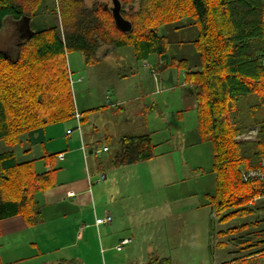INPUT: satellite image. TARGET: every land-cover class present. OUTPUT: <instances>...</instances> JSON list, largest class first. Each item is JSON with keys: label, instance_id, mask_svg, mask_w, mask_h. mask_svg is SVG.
<instances>
[{"label": "trees", "instance_id": "trees-1", "mask_svg": "<svg viewBox=\"0 0 264 264\" xmlns=\"http://www.w3.org/2000/svg\"><path fill=\"white\" fill-rule=\"evenodd\" d=\"M44 1L0 0V26L7 17L35 18ZM120 1L122 15L132 23L128 32L116 26L107 2L57 0L61 25L23 35L14 56L0 50V141L16 146L24 134L32 139L49 124L73 118L76 105L66 57L70 48L83 52L88 62H96L105 46H131L140 61L163 56L167 40L158 28L188 20L177 28L198 26L193 44L201 65L182 59L180 66L185 69V95L195 103L200 142L212 147L216 183L203 205L210 209L213 225L255 211L252 205L264 197V182H245L242 173L264 158V0ZM156 64L155 69H162V60ZM84 112L82 124L87 121ZM251 126L259 127L258 141L236 140ZM118 142L120 149L111 159L115 167L162 154L151 132L126 134ZM53 157L49 155L52 165ZM55 171L53 166L38 172L33 162H17L14 151L0 152V221L21 214L29 224L39 222L37 196L54 185ZM263 222L258 218L220 229L227 239L218 245L230 257L216 264H264ZM147 264L172 263L152 258Z\"/></svg>", "mask_w": 264, "mask_h": 264}, {"label": "rangeland", "instance_id": "rangeland-1", "mask_svg": "<svg viewBox=\"0 0 264 264\" xmlns=\"http://www.w3.org/2000/svg\"><path fill=\"white\" fill-rule=\"evenodd\" d=\"M100 1L107 2L110 7L113 4L112 0ZM186 23L188 20L158 28L159 35L167 40L168 50L163 56L152 54L149 59L140 61L135 58L131 46L102 47L96 62H88L87 56L77 49L70 48L66 55L76 109L79 112L85 110L84 116L87 117L82 131L101 150L105 146L110 148V151L102 152L101 159L106 161L116 155L120 136L126 135L132 126H135V132L150 131L153 142L159 144L157 151L162 154L152 158V162L143 161L122 172L129 180H139L143 192L150 188L142 197L144 202L155 199L161 203L166 196L172 195L176 198L195 196L202 205L206 194L215 189V177L211 170L214 161L212 147L207 142H196L193 136L198 124L195 103L185 95V69L180 66V61L187 59L194 67L201 65L200 52L193 44L199 36V28H177ZM58 24L61 25V16L57 0H45L36 13L33 27L39 30ZM15 34L12 26L0 32V47L16 41ZM15 54L13 44L10 55ZM159 60H162V69H155ZM92 108L96 110H90ZM48 126L63 131L69 128L73 132L72 137L80 134L74 116L66 122ZM247 136L249 139H245ZM258 139V126H251L236 137L243 142H256ZM132 189L136 196L141 192L138 183ZM257 205H264V199ZM246 206L250 207L249 204ZM252 208L255 211L258 209L256 206ZM255 211H247L227 223L214 225L210 209L205 206L189 209L180 215L174 214L167 217L165 223L159 221L149 229L155 232L151 245L153 254L158 252L160 255L161 247L166 245L173 264L218 263L230 257L226 247L218 245L227 239L218 231L263 216ZM166 213L161 208L160 214L164 216ZM144 235L146 231L141 236ZM144 238L141 241H146ZM140 248L142 253L144 245ZM145 260L140 257L135 263L144 264Z\"/></svg>", "mask_w": 264, "mask_h": 264}, {"label": "crops", "instance_id": "crops-1", "mask_svg": "<svg viewBox=\"0 0 264 264\" xmlns=\"http://www.w3.org/2000/svg\"><path fill=\"white\" fill-rule=\"evenodd\" d=\"M34 21L35 18L29 21L5 18L0 32L12 26L17 40L0 50L10 52L13 44L16 47L26 35L28 24L33 31L37 30L33 27ZM68 130L46 126L43 134L32 139L28 134L22 135L21 143L16 146L0 141V152L14 151L19 163L33 162L41 170L38 172L56 168L54 185L37 196L42 211L39 222L29 224L21 214L0 221L3 264H136L135 260L140 257L147 258L144 264L152 258L171 260L166 245L161 247L160 255L153 254L151 245L155 232L149 229L159 221L165 223V219L174 214L201 209L204 203L201 205L195 196L176 198L175 195L166 196L161 203L155 199L144 202L142 197L150 188L143 192L139 180H129L122 174L141 162L115 167L112 157L106 161L100 158L103 151H110V148L105 150L108 146L101 150L89 136L87 139L82 129L78 137H72L73 132L69 134ZM146 132L150 131L135 132L132 126L126 134ZM193 132L196 142L201 143L198 129ZM119 149L120 144L117 152ZM49 155H54L53 165ZM137 183L141 192L136 196L132 187ZM128 187L130 190H126ZM263 199L252 205L258 208V215L263 214L261 220L264 219V205L257 203H262ZM161 208L167 211L166 215L160 214ZM107 217L111 220L98 223ZM145 231L146 235L141 236ZM262 236L264 238V232ZM144 237L146 241H141ZM124 240L129 242L124 243ZM141 245H144L142 253Z\"/></svg>", "mask_w": 264, "mask_h": 264}, {"label": "built area", "instance_id": "built-area-1", "mask_svg": "<svg viewBox=\"0 0 264 264\" xmlns=\"http://www.w3.org/2000/svg\"><path fill=\"white\" fill-rule=\"evenodd\" d=\"M72 81V80H71ZM74 118L78 122V129L81 131L82 129V122H81V114L79 110L75 109L74 111ZM254 131V130H253ZM72 132L71 129L68 130V133L70 134ZM245 139H249V137H245ZM108 148L106 147L105 150ZM63 158V156H61ZM242 180L245 182H250V181H261L264 182V158H262L259 161V164L257 167L250 168L248 170L243 171L242 173ZM111 220V217H107L105 219L100 220L98 223H103V222H108ZM124 243L129 242V240H124Z\"/></svg>", "mask_w": 264, "mask_h": 264}, {"label": "water", "instance_id": "water-1", "mask_svg": "<svg viewBox=\"0 0 264 264\" xmlns=\"http://www.w3.org/2000/svg\"><path fill=\"white\" fill-rule=\"evenodd\" d=\"M112 6L110 7L112 15H113V19L115 21L116 26L122 30V31H130L132 29V23L130 20L126 19L123 15H122V3L120 0H112ZM30 19H28L29 21ZM33 30L31 29V27L29 26V24L27 25V33L26 34H30Z\"/></svg>", "mask_w": 264, "mask_h": 264}]
</instances>
